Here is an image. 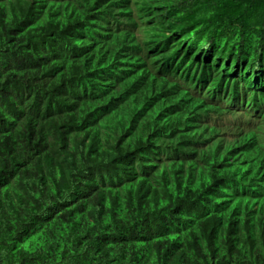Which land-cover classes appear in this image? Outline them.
Here are the masks:
<instances>
[{"label":"trees","instance_id":"trees-1","mask_svg":"<svg viewBox=\"0 0 264 264\" xmlns=\"http://www.w3.org/2000/svg\"><path fill=\"white\" fill-rule=\"evenodd\" d=\"M229 62L264 82V0H0V264H264Z\"/></svg>","mask_w":264,"mask_h":264},{"label":"clouds","instance_id":"clouds-1","mask_svg":"<svg viewBox=\"0 0 264 264\" xmlns=\"http://www.w3.org/2000/svg\"><path fill=\"white\" fill-rule=\"evenodd\" d=\"M133 18L137 20V17ZM144 22L145 21H143V23ZM135 23L138 25L140 24L138 21H135ZM135 32L136 31L133 30L130 35L133 34V36H136ZM136 38L140 39L137 36ZM181 55L182 54L173 61V67L179 64L178 62L181 60L179 57ZM195 56H197V54ZM189 59H192V57L188 58L187 62ZM194 64L190 65L189 68L194 69ZM229 65L230 62L220 69L213 70V72L220 75L219 79L221 80L219 81L221 82L225 80L226 77L233 79L230 87L235 89L234 94H236V96L234 98L233 93L222 95L219 96V99L211 103L212 106L221 109L225 113L210 115L209 128L213 129L216 135H211V138L205 141L207 151L215 148L216 153L214 158H217L224 153L225 148H227L232 152V158L238 162L244 161L243 158L246 156H250L245 158L246 161L253 158L254 160L258 159L264 162V82L259 83L258 80L255 79L261 75L262 72L257 71L256 77H249L250 79L247 80L246 77L239 76L241 73L239 68H236L234 71ZM186 67L187 65L185 62L180 69L177 68V80L180 79L179 76L184 74L183 71ZM201 68L202 66L199 63L194 73L195 80L201 77ZM186 76L188 77L189 74ZM211 79L212 76L208 79L209 83L207 82L202 88L201 95H205L208 86L213 84L216 85L217 88L211 89L210 92H213L211 95L212 97L215 96V92L218 91L219 85L218 82L210 84L212 81ZM202 98L207 99L205 96ZM249 99H252L251 104H248ZM260 105H262L261 115L259 113ZM238 153H241V156H237ZM261 179H263V184L258 190L264 187V175ZM254 200H256L255 205L258 210L261 205H264V191L255 195Z\"/></svg>","mask_w":264,"mask_h":264},{"label":"bare ground","instance_id":"bare-ground-1","mask_svg":"<svg viewBox=\"0 0 264 264\" xmlns=\"http://www.w3.org/2000/svg\"><path fill=\"white\" fill-rule=\"evenodd\" d=\"M260 115H261V112H260Z\"/></svg>","mask_w":264,"mask_h":264}]
</instances>
